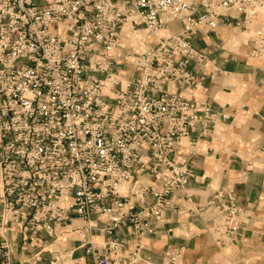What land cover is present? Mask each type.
Returning a JSON list of instances; mask_svg holds the SVG:
<instances>
[{"label": "built area", "instance_id": "1", "mask_svg": "<svg viewBox=\"0 0 264 264\" xmlns=\"http://www.w3.org/2000/svg\"><path fill=\"white\" fill-rule=\"evenodd\" d=\"M126 25L168 31L138 40L132 73L113 55L129 48ZM221 25L251 31L252 55L264 60V0H0V264H15V228L43 244L72 229L91 264H137L167 209L205 217L220 246L244 235L232 187L172 199L194 177L176 145L228 116L180 92L204 79L209 60L193 36ZM166 256L179 264L181 250Z\"/></svg>", "mask_w": 264, "mask_h": 264}, {"label": "crops", "instance_id": "2", "mask_svg": "<svg viewBox=\"0 0 264 264\" xmlns=\"http://www.w3.org/2000/svg\"><path fill=\"white\" fill-rule=\"evenodd\" d=\"M180 26L173 22L169 30L177 31ZM227 28L203 29L193 36L198 47L210 51L209 60L204 79L180 92L192 99L208 100L228 116L220 117L211 133L201 135L196 129L176 145V159L191 167L194 177L186 189L173 193L172 199L181 203L188 192L195 201H205L217 189L230 186L247 212V230L220 246L208 231L205 217L167 209L156 222L155 236L146 240L143 259L137 264H166L169 246L180 248L179 264H264V60L252 55L251 31L238 26L240 36L244 33L248 37L231 46L230 39L225 40L231 33ZM130 31L124 27V37ZM128 52L129 48L113 52L123 71L129 62L125 58ZM135 70L136 62L132 72ZM140 180L160 185L148 175ZM11 236L15 264H31L34 257L56 258L58 264H91L72 229L63 230L60 238L47 244L26 239L16 228ZM94 238L100 241L102 236Z\"/></svg>", "mask_w": 264, "mask_h": 264}, {"label": "rangeland", "instance_id": "3", "mask_svg": "<svg viewBox=\"0 0 264 264\" xmlns=\"http://www.w3.org/2000/svg\"><path fill=\"white\" fill-rule=\"evenodd\" d=\"M125 27H129V26L126 25ZM227 29L231 33H230L229 37L228 36L225 37V40L228 41V39H230L229 42H230L231 46L238 45L240 43V41H246L248 35L243 33L240 36V34H239L240 30H239L238 26H235V25L228 26ZM167 32L168 31H165V32L157 31V33L149 36L147 30L144 29L143 27H140V28L136 29L135 31L132 29L129 32V34L125 36V39H124L125 44L131 49L130 52H128L126 54V57H125V58L129 59V62H128L126 68H124L125 71L127 73H132V71L135 69V62L137 61L138 52H140L142 50L138 44L139 39L146 40V45L152 44L156 41L158 36L161 35V33L163 34V33H167ZM224 34L225 33H222V36H224Z\"/></svg>", "mask_w": 264, "mask_h": 264}, {"label": "bare ground", "instance_id": "4", "mask_svg": "<svg viewBox=\"0 0 264 264\" xmlns=\"http://www.w3.org/2000/svg\"><path fill=\"white\" fill-rule=\"evenodd\" d=\"M160 31H163V32H165V31H166V28H165V29H161Z\"/></svg>", "mask_w": 264, "mask_h": 264}]
</instances>
